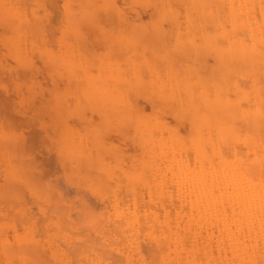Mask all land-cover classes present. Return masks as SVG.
<instances>
[{
  "label": "rangeland",
  "instance_id": "1",
  "mask_svg": "<svg viewBox=\"0 0 264 264\" xmlns=\"http://www.w3.org/2000/svg\"><path fill=\"white\" fill-rule=\"evenodd\" d=\"M263 91L264 0H0V264H264Z\"/></svg>",
  "mask_w": 264,
  "mask_h": 264
},
{
  "label": "bare ground",
  "instance_id": "2",
  "mask_svg": "<svg viewBox=\"0 0 264 264\" xmlns=\"http://www.w3.org/2000/svg\"><path fill=\"white\" fill-rule=\"evenodd\" d=\"M47 1H49V0H47ZM110 1V0H109ZM189 2V1H188ZM237 2V1H236ZM104 3V2H103ZM155 3V2H154ZM213 3V2H212ZM96 4V3H95ZM189 5V4H188ZM237 5H238V3H237ZM141 7V6H140ZM168 8V7H167ZM176 8V7H175ZM152 9V8H151ZM199 9V8H198ZM205 9V8H204ZM225 10V9H224ZM176 11H177V8H176ZM113 14H114V12H113ZM180 14V13H179ZM185 14V13H184ZM203 14V13H202ZM109 15H110V13H109ZM112 15V14H111ZM217 16V15H216ZM185 18V17H184ZM210 20H212V19H210ZM209 20V21H210ZM172 21V20H171ZM221 21V20H220ZM227 21V20H226ZM101 22V21H100ZM162 22H164V21H162ZM230 22V21H229ZM170 23V22H169ZM172 23H173V21H172ZM176 23V22H175ZM163 24V23H162ZM180 24V23H179ZM31 25V24H30ZM173 25V24H172ZM201 25V24H200ZM32 26V25H31ZM188 26V25H187ZM178 27V26H177ZM46 28V27H45ZM128 28V27H127ZM195 28H196V26H195ZM91 29V28H90ZM192 29V31H193V29H194V27L193 28H191ZM223 29V28H222ZM97 30V29H96ZM34 31H35V29H34ZM137 31V30H136ZM171 31V30H170ZM244 31V30H243ZM189 32V31H188ZM49 33V32H48ZM142 33H143V31H142ZM242 33V32H241ZM244 33H245V31H244ZM194 34V33H193ZM239 34V33H238ZM195 35V34H194ZM50 37H52L51 35H50ZM250 37H251V34H250ZM69 38H71V37H69ZM232 38V37H231ZM108 39V38H107ZM234 39V38H233ZM247 39V38H246ZM68 40V39H67ZM161 40V39H160ZM171 40V39H170ZM126 41V40H125ZM106 42V41H105ZM145 42V41H144ZM73 43H75V42H73ZM157 43V42H156ZM251 43V42H250ZM59 45V44H58ZM127 45H128V43H127ZM227 45V44H226ZM100 46V45H99ZM153 46V45H152ZM36 47V46H35ZM96 47V46H95ZM123 47V46H122ZM139 47V46H138ZM161 47V46H160ZM163 47V46H162ZM183 47V46H182ZM203 47V46H202ZM63 48V47H62ZM82 48V47H81ZM106 48V47H105ZM116 48H118L117 46H116ZM145 48V47H144ZM80 49V48H79ZM78 49V50H79ZM103 49V48H102ZM123 49V48H122ZM182 49V48H181ZM188 49V48H187ZM199 49H201V47L199 48ZM110 50V49H109ZM184 50V49H183ZM205 50V49H204ZM203 50V51H204ZM66 51V50H65ZM100 51V50H99ZM142 51V50H141ZM175 51H176V49H175ZM179 51H180V49H179ZM200 51V50H199ZM206 51V54H208V52H207V50H205ZM226 51H228V55H227V52H226V55H227V57L226 58H228V56L230 57V56H232L231 54H234L236 57L238 56V57H243V58H245V57H247V56H250L251 57V55H254L255 56V54H253V52H254V48L253 47H251V46H248L247 48H240V47H238V48H232V47H229ZM144 52V51H143ZM142 52V54L144 55V53L146 52H144L143 53ZM147 53H149V52H146V54ZM177 53V51L175 52V54ZM200 53H202V55H203V53L204 52H201L200 51ZM28 54V53H27ZM137 55V54H136ZM152 55V54H151ZM201 55V56H202ZM146 56V55H145ZM206 57V56H205ZM260 57V56H259ZM114 58H116V57H114ZM86 59V58H85ZM152 59V58H151ZM225 59V58H224ZM230 59V58H229ZM232 59H233V61H237V59H234V57H232ZM246 59H247V61L249 62V60H248V57L247 58H245L244 60L246 61ZM257 59V58H256ZM243 60V59H242ZM242 60H238V62L240 61V62H242ZM79 61V60H78ZM84 61V60H83ZM202 61V60H201ZM205 61V60H204ZM213 61V60H212ZM225 61V60H224ZM232 61V60H231ZM85 62H86V60H85ZM146 62V61H145ZM161 62V61H160ZM203 62V61H202ZM227 62V61H226ZM229 62V61H228ZM252 62V61H251ZM206 63V62H205ZM230 63V62H229ZM235 64V62H232L231 64ZM101 64V63H100ZM110 64V63H109ZM209 64V63H208ZM214 64V63H213ZM240 64V63H239ZM243 64V63H242ZM84 65V67H85V72H83V74H85L86 76H84L83 75V77L85 78L84 79V82L86 83L85 84V86L87 85H90L91 86V83H92V85H93V93H94V95L96 96V99H100V100H108V101H110V102H114V101H117V100H119L120 99V96L122 95V92H121V87H123V86H125V84H126V80H125V78L122 76V75H120L121 74V71H120V68L118 69V68H111V67H107L106 66V68H108L106 71H108L107 73H106V75L103 77V79L104 80H106V81H110V80H112V81H115L117 84H116V90H117V94H113V93H110V92H107V91H104V92H101L100 91V86H101V82L103 81L102 80V76H101V78H100V76L99 75H101L100 73H98V75H96V76H93V74L90 72V71H88L87 70V65L86 64H83ZM108 65V64H107ZM247 65V64H246ZM251 65V64H250ZM249 65V66H250ZM177 66V65H176ZM233 66V65H232ZM240 66V65H239ZM252 66V65H251ZM184 67V66H183ZM202 67H203V65H202ZM235 67V66H234ZM241 68L243 67V70H245L246 68V70H245V72L248 70V68L249 67H246V66H244V64L243 65H241L240 66ZM244 67H245V69H244ZM83 68V67H82ZM82 68H81V70H82ZM229 68H231V66L229 67ZM90 70H92L91 68H89ZM98 70V72H99V68L97 69ZM102 70V69H101ZM135 71H136V73H134V79H133V81H134V83H137V81H138V77L137 76H139V72H140V70L139 71H137L136 69H134ZM167 70V69H166ZM165 70V71H166ZM177 70V69H176ZM96 71V70H95ZM231 71H232V68H231ZM239 71H241L240 69H239ZM252 71V70H251ZM68 72H69V74H71V75H76V72L77 71H75L73 68H69L68 69ZM236 72V71H235ZM248 72H249V70H248ZM81 73V72H80ZM141 73V72H140ZM234 73V72H233ZM242 73H244V71L242 72ZM230 74H232L231 72H230ZM240 74V73H239ZM245 74H247V72L245 73ZM229 75V74H228ZM237 75V74H236ZM97 76H99L98 78H99V81L98 82H94V80H93V78H96ZM151 76V75H150ZM153 76V75H152ZM235 76V75H234ZM240 76H241V74H240ZM247 76V75H246ZM128 77V76H127ZM147 77V76H146ZM177 77H178V75H177ZM229 77V76H228ZM195 78V77H194ZM236 78V77H235ZM148 79V78H147ZM172 79H173V81H174V84L176 85L177 83L175 82V78L174 77H172ZM181 79H182V77H181ZM231 80V82H233L232 81V78H230ZM242 79V78H241ZM234 80V79H233ZM181 81V80H180ZM193 81V80H192ZM196 81V80H195ZM202 81V80H201ZM197 82V81H196ZM237 82V81H236ZM83 83V82H82ZM234 83V82H233ZM81 84V83H80ZM102 84H104L103 82H102ZM169 84V83H168ZM231 84V83H230ZM229 84V85H230ZM180 85V84H179ZM236 85H237V83H236ZM247 85H248V83H247ZM85 86H84V88H85ZM184 86H186V85H184ZM188 86V85H187ZM186 86V87H187ZM190 86V85H189ZM252 86H253V83H252ZM180 87V86H179ZM231 87H232V84H231ZM87 88V87H86ZM175 88L177 89V87L175 86ZM193 88V87H192ZM192 88H191V90H192ZM230 88V87H229ZM255 88H256V86H255ZM254 88V89H255ZM203 89V88H202ZM253 89V90H254ZM194 90H195V87H194ZM193 90V91H194ZM234 90H235V88H234ZM261 90V89H260ZM79 91V90H78ZM192 91V92H193ZM81 92V91H80ZM101 92V93H100ZM131 92V94H132V91H130ZM185 92V91H184ZM196 92V95H194L195 93H192L191 94V100H192V102L193 103H195L196 105L197 104H200V106H201V104L203 105V107H204V109H202L204 112L201 114V119L204 121V122H206V120H208V119H210L212 116H214L213 115V113L214 112H216V110H218L217 109V107H218V96L217 95H214V96H212V97H210V96H208V93H206L204 90H196L195 91ZM220 92V91H219ZM231 92V91H230ZM234 92H236V91H234ZM138 93H139V91H138ZM172 93V92H171ZM189 93H190V90H189ZM210 93H212V95L214 94L213 92H210ZM210 93H209V95H210ZM263 93H264V91H263ZM188 94V91H187V93H186V95ZM241 95V94H240ZM264 95V94H263ZM87 96V95H86ZM89 96H92L93 98H94V96H93V94L91 93V94H89ZM141 96V95H140ZM176 96H177V92H176ZM221 96V95H220ZM257 96V95H256ZM129 97V96H128ZM235 97V96H234ZM83 98H84V95H83ZM81 99V98H80ZM182 99V98H181ZM87 100V99H86ZM125 100H126V98H125ZM251 100V99H250ZM128 101V100H127ZM164 101V100H163ZM178 101H180V99L178 98ZM130 102V101H129ZM142 102V101H141ZM243 102V101H242ZM135 103V102H134ZM222 103V102H221ZM221 103H219V104H221ZM129 104V103H128ZM137 104V103H136ZM173 104H174V102H173ZM225 104H228V102H225ZM259 104V103H258ZM257 104V105H258ZM182 104H180L179 106H181ZM242 105V104H241ZM263 105V104H262ZM78 106V105H77ZM118 106V105H117ZM129 106V105H128ZM182 107V106H181ZM243 107V106H242ZM258 107V106H257ZM141 108V107H140ZM175 108V107H174ZM83 109V108H82ZM213 109H215V110H213ZM132 110V109H131ZM141 112V111H140ZM156 112V111H155ZM133 113V112H132ZM159 113V112H158ZM89 114V113H88ZM237 114H238V112H237ZM166 115V114H165ZM177 115H178V113H177ZM181 116H183V117H180L179 118V121H181L182 119H184L185 117H184V115H182V113L180 114ZM199 115V114H198ZM203 115V116H202ZM131 116H133V115H131ZM179 117V116H178ZM186 117H187V115H186ZM162 118V117H161ZM182 118V119H181ZM133 119V118H132ZM178 119V118H177ZM181 119V120H180ZM188 119H189V117H188ZM162 120V119H161ZM260 120V119H259ZM177 122V121H176ZM185 122V121H184ZM127 123V122H126ZM244 123V122H243ZM242 123V124H243ZM249 123H250V120H249ZM189 124V123H188ZM202 124V123H201ZM218 125V124H217ZM223 125V124H222ZM72 126V125H71ZM163 128V127H162ZM189 129V128H188ZM160 131V130H159ZM171 131V130H170ZM189 131V130H188ZM212 131V130H211ZM155 132V131H154ZM164 132H166V131H163V129H162V134L163 135H166ZM156 133V132H155ZM157 133H158V131H157ZM160 133V132H159ZM216 133V132H215ZM128 134V133H127ZM132 134V133H131ZM172 134V133H171ZM170 134V135H171ZM160 135V134H159ZM218 135V134H217ZM160 136H162V135H160ZM159 136V137H160ZM181 136V135H180ZM78 137V136H77ZM163 137V136H162ZM168 138H169V136H168ZM161 140H163V138H160ZM165 141H169V140H166V139H164ZM71 142V141H70ZM170 142V141H169ZM168 142V143H169ZM171 143V142H170ZM217 143V142H216ZM218 144V143H217ZM216 144V145H217ZM220 144V143H219ZM232 144V143H231ZM262 144V143H261ZM233 145V144H232ZM53 146V145H52ZM169 146H171V144L169 145ZM178 146V145H177ZM220 146V145H219ZM223 146V145H222ZM210 147V146H209ZM234 147V146H233ZM252 147H253V145H252ZM55 148V147H54ZM174 148V147H173ZM240 149V148H239ZM246 149V148H245ZM175 150H177V148L175 149ZM203 152V151H202ZM245 152V151H244ZM204 154V153H203ZM224 154V153H223ZM24 155V154H23ZM180 155V154H179ZM175 156H177V154H175ZM201 160H203L204 159V155H201ZM205 157H206V155H205ZM248 157V156H247ZM254 157V156H253ZM229 159V158H228ZM88 160H89V158H88ZM89 162H90V160H89ZM82 163V162H81ZM86 164H90V163H87L86 162ZM176 164V163H175ZM206 164V163H205ZM184 165V167H185V171H183V172H178L173 178H175V181H176V184L178 185V184H183V186H181V187H183L184 188V190H182V192L184 193V192H186V194L185 195H183L184 197L188 194V199L189 200H194V201H200V203L201 204H204L205 205V208H206V213H207V211H210L211 210V208H212V201H211V199H210V196L209 195H207V194H205L204 193V190H203V182H202V179H201V176H200V173L199 172H197V173H195L194 175H193V178L192 179H190V180H188L187 178L186 179H184V177L182 178L181 177V175L180 174H182V175H184V176H186V172L188 171V170H190L189 169V167H188V164L187 163H184L183 164ZM181 166V165H180ZM206 166V165H205ZM154 167V166H153ZM199 167V166H198ZM194 168H196V167H194ZM152 170V169H151ZM192 171H196V170H192ZM150 172H152V171H150ZM92 174V173H91ZM97 175V174H96ZM187 177V176H186ZM191 178V177H190ZM100 179H101V177H100ZM207 179V178H206ZM102 180V179H101ZM105 181V182H104ZM111 181V180H110ZM207 182H208V180H206ZM101 182H103L104 184L107 182V180H102ZM100 182V183H101ZM103 183H101V184H103ZM107 184H108V182H107ZM188 186V191H186L187 189L185 188V186ZM179 186V185H178ZM186 186V187H187ZM179 189V188H178ZM186 189V190H185ZM263 189V188H262ZM262 192V191H261ZM214 194V193H213ZM257 194V193H256ZM255 194V192H247L246 194H245V199L247 198V196H255L256 195ZM151 196V195H150ZM174 196V195H173ZM181 196V195H180ZM187 197V196H186ZM243 197V196H242ZM223 198H224V196H223ZM222 198V199H223ZM263 198V197H262ZM53 199V198H52ZM166 199V198H165ZM264 199V198H263ZM220 201V200H219ZM236 201V200H235ZM252 201V200H251ZM143 202V201H142ZM221 202V201H220ZM200 203H198L199 205H200ZM258 203V202H257ZM196 205H197V203H196ZM198 205V206H199ZM163 206V205H162ZM165 206V205H164ZM217 205H215V207H216ZM200 207V206H199ZM264 209V208H263ZM57 210V209H56ZM191 210H193V209H191ZM245 210V209H244ZM152 211V210H151ZM246 211V210H245ZM195 213V212H194ZM247 213V212H246ZM134 215V214H133ZM177 216V215H176ZM151 217V216H150ZM132 218H134L135 219V217H132ZM125 219V218H124ZM176 219V218H175ZM178 219V218H177ZM153 220V219H152ZM257 220V219H256ZM125 221V220H124ZM180 222V221H179ZM119 223V222H118ZM122 223V222H121ZM216 223V222H215ZM180 225V224H179ZM150 226V225H149ZM253 227V226H252ZM209 229V228H208ZM112 230V229H111ZM156 230V229H155ZM211 229H209L208 231H210ZM179 231V230H178ZM200 232L202 231V230H199ZM204 232V231H203ZM179 233H180V231H179ZM217 234H218V232H216ZM215 233V234H216ZM44 234V233H43ZM160 234V233H159ZM165 234V233H164ZM215 234H213V235H215ZM152 235H154V231H153V234ZM157 235V234H156ZM155 236V235H154ZM207 236V235H206ZM98 237V236H97ZM162 237V236H161ZM99 238V237H98ZM207 240V239H206ZM80 243V242H79ZM258 244V243H257ZM175 246V245H174ZM66 248V247H65ZM178 248V247H177ZM161 249V248H160ZM159 249V250H160ZM163 249V248H162ZM162 251V250H161ZM200 252V251H199ZM164 253V252H163ZM196 255V254H195ZM109 257V256H108ZM149 258V257H148ZM176 258H178V257H176ZM120 259V258H119ZM151 259V258H150ZM153 259V258H152ZM116 260V259H115ZM152 261V260H151ZM198 261V260H197ZM110 263V262H109ZM114 264V263H113ZM177 264V263H176ZM181 264V263H180Z\"/></svg>",
  "mask_w": 264,
  "mask_h": 264
}]
</instances>
